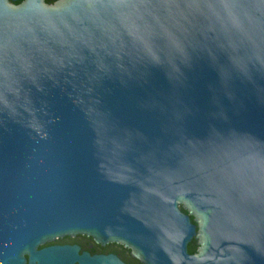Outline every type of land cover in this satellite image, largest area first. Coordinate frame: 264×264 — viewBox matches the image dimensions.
Segmentation results:
<instances>
[{
	"label": "water",
	"instance_id": "1",
	"mask_svg": "<svg viewBox=\"0 0 264 264\" xmlns=\"http://www.w3.org/2000/svg\"><path fill=\"white\" fill-rule=\"evenodd\" d=\"M75 234L264 264V0H0V264H138Z\"/></svg>",
	"mask_w": 264,
	"mask_h": 264
},
{
	"label": "flooded vegetation",
	"instance_id": "2",
	"mask_svg": "<svg viewBox=\"0 0 264 264\" xmlns=\"http://www.w3.org/2000/svg\"><path fill=\"white\" fill-rule=\"evenodd\" d=\"M180 210L182 212H185L183 209H181V207H179ZM191 222L194 224L195 226V235L193 236L192 240L187 244V252L189 254H196L198 252V248L200 247L199 244V240L197 239L196 235H197V231H198V223L194 220L193 217L190 218ZM67 239H85V240H89L92 244H94L96 246V248H98L99 250H105L106 248H110V247H114V248H118L121 249L122 251L126 252L128 254V256H130L131 258H133L138 264H142L140 262V260L138 259V257H135L133 255L130 254L131 252V248H126L124 246H122L121 244H119L117 241L114 242H107L104 243V245L102 246L100 242H96V240L90 236V235H86V234H75L73 236H68V235H63L61 237H57L56 239H53L52 242H58V241H63V240H67ZM191 247V252L188 251V247Z\"/></svg>",
	"mask_w": 264,
	"mask_h": 264
},
{
	"label": "trees",
	"instance_id": "3",
	"mask_svg": "<svg viewBox=\"0 0 264 264\" xmlns=\"http://www.w3.org/2000/svg\"><path fill=\"white\" fill-rule=\"evenodd\" d=\"M188 251H190V252L192 251L190 246L188 247Z\"/></svg>",
	"mask_w": 264,
	"mask_h": 264
}]
</instances>
